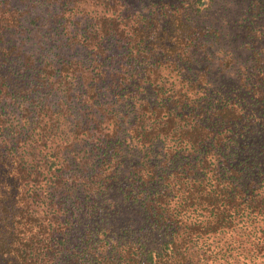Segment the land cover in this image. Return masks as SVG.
<instances>
[{"label":"trees","instance_id":"trees-1","mask_svg":"<svg viewBox=\"0 0 264 264\" xmlns=\"http://www.w3.org/2000/svg\"><path fill=\"white\" fill-rule=\"evenodd\" d=\"M240 1L226 76L213 0H0V264H264V0Z\"/></svg>","mask_w":264,"mask_h":264},{"label":"rangeland","instance_id":"rangeland-1","mask_svg":"<svg viewBox=\"0 0 264 264\" xmlns=\"http://www.w3.org/2000/svg\"><path fill=\"white\" fill-rule=\"evenodd\" d=\"M243 4L244 2L240 0H213L211 6L205 9L202 14V19L207 24H212L218 28V36L214 40L216 44V46L214 45V57L217 61L215 68L218 70V74L223 70L226 76L232 75V72L235 70L234 66L240 65L245 56L250 53V50L243 44L241 36L238 33L239 28L236 25L240 15L245 12L246 6L243 7ZM36 14L37 12L27 13V18L29 19L30 15ZM33 25L36 26L35 24ZM39 26L40 23L38 24ZM38 27L35 28V40L38 35ZM221 62L224 65L227 64L226 68H222Z\"/></svg>","mask_w":264,"mask_h":264}]
</instances>
